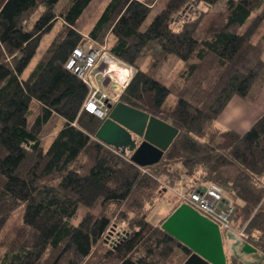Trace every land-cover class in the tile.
I'll use <instances>...</instances> for the list:
<instances>
[{
    "label": "trees",
    "instance_id": "trees-1",
    "mask_svg": "<svg viewBox=\"0 0 264 264\" xmlns=\"http://www.w3.org/2000/svg\"><path fill=\"white\" fill-rule=\"evenodd\" d=\"M93 1L0 0V264H185L192 250L162 228L185 202L159 224L151 210L164 192L209 185L235 210L223 240L244 234L228 264H264V115L203 142L235 97L264 85V0H168L149 24L162 0H106L85 36ZM191 5L209 12L180 19ZM88 42L136 68L119 102L179 131L157 165L97 138L109 113L84 110L90 90L66 69ZM172 57L180 69L159 82Z\"/></svg>",
    "mask_w": 264,
    "mask_h": 264
},
{
    "label": "water",
    "instance_id": "water-1",
    "mask_svg": "<svg viewBox=\"0 0 264 264\" xmlns=\"http://www.w3.org/2000/svg\"><path fill=\"white\" fill-rule=\"evenodd\" d=\"M107 107L109 116L97 138L110 147L129 151L132 161L141 167L157 165L179 134L166 122L122 102ZM162 228L192 250L185 264H228L220 227L190 206H181ZM244 252H251L250 246L246 245Z\"/></svg>",
    "mask_w": 264,
    "mask_h": 264
},
{
    "label": "built area",
    "instance_id": "built-area-1",
    "mask_svg": "<svg viewBox=\"0 0 264 264\" xmlns=\"http://www.w3.org/2000/svg\"><path fill=\"white\" fill-rule=\"evenodd\" d=\"M66 69L77 75L88 86L90 96L84 105V110L100 119L107 117L108 104L115 106L119 103L123 91L136 73H133L132 67L115 59L107 51L93 47L75 49L67 62ZM100 78L102 82L108 80L113 82L110 88L111 95L100 91L98 87ZM183 201L217 224L221 231L232 230L234 207L226 201L222 190L217 186L209 185L199 191L190 192ZM241 234L244 236L243 232Z\"/></svg>",
    "mask_w": 264,
    "mask_h": 264
},
{
    "label": "rangeland",
    "instance_id": "rangeland-1",
    "mask_svg": "<svg viewBox=\"0 0 264 264\" xmlns=\"http://www.w3.org/2000/svg\"><path fill=\"white\" fill-rule=\"evenodd\" d=\"M106 0H94L90 7L86 10L84 15L82 16L81 20L77 24V30L83 33V35L86 36V30H87V25L92 16L105 4ZM168 0H162L158 6L155 8L153 11L152 15L150 16L147 24H149L152 19L162 10V8L165 6V2ZM221 6L216 7L213 11L219 10ZM203 12H209L207 8L204 6H194L191 5L188 7L187 12H184V14L180 17V19H185L189 16H192L193 14L198 15L203 14ZM59 27V26H58ZM53 34H50L46 36V39H44L45 43L44 46L47 45L52 39H53ZM86 49L93 47V48H99L102 51L106 52L108 45L104 44L101 46H96L92 43H87ZM44 49V47H43ZM147 54L144 53L143 56L139 59L137 65L142 66L146 60ZM37 63V59L35 60L34 64ZM179 62L178 59L175 57H172L168 63L162 68V71L160 75L158 76L157 80L159 82L165 81L167 78H171L174 74L177 73L179 67ZM133 68V73L136 72V68ZM99 69V68H98ZM113 82L111 80H108L107 82H102L101 78L98 83V87L102 93H108L111 95L110 88ZM173 101L172 103H174ZM59 128V121L58 119H54L46 128L44 131V137L49 138L53 134L57 132ZM208 129H209V134L208 136L203 140L204 143L210 144L212 146L218 145L221 142L220 135L221 133L226 131V128L220 124L219 119H216L214 121H211L208 123ZM236 132V131H235ZM238 133V132H237ZM243 134V133H241ZM135 139L139 142L140 140L135 137ZM208 187V186H207ZM189 194V193H188ZM186 189H183L182 187L177 190V191H167L164 192L162 195L161 199L163 201L158 202L153 206L151 210V215L150 219L154 224H159L164 217L170 214V212L177 206L178 202L180 200H183L184 197L187 195ZM179 200V201H178ZM187 205V204H185ZM189 206V205H188ZM191 207V206H190ZM192 208V207H191ZM193 209V208H192ZM100 210V207H96L95 213H98ZM16 219V218H15ZM14 219V220H15ZM234 231L232 232L233 234H224V247H225V252L228 255V257H231L232 255H238L240 252V246L243 244L242 239L239 237L241 236L243 230H239L238 228H234Z\"/></svg>",
    "mask_w": 264,
    "mask_h": 264
},
{
    "label": "crops",
    "instance_id": "crops-1",
    "mask_svg": "<svg viewBox=\"0 0 264 264\" xmlns=\"http://www.w3.org/2000/svg\"><path fill=\"white\" fill-rule=\"evenodd\" d=\"M253 99L235 97L219 117L226 130L247 132L264 115V85L255 89Z\"/></svg>",
    "mask_w": 264,
    "mask_h": 264
},
{
    "label": "flooded vegetation",
    "instance_id": "flooded-vegetation-1",
    "mask_svg": "<svg viewBox=\"0 0 264 264\" xmlns=\"http://www.w3.org/2000/svg\"><path fill=\"white\" fill-rule=\"evenodd\" d=\"M134 138H135V136H134Z\"/></svg>",
    "mask_w": 264,
    "mask_h": 264
}]
</instances>
